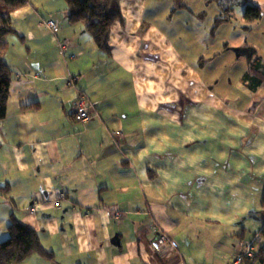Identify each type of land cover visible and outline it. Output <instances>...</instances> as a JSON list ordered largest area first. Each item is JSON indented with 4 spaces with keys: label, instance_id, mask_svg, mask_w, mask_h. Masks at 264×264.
Segmentation results:
<instances>
[{
    "label": "clouds",
    "instance_id": "obj_1",
    "mask_svg": "<svg viewBox=\"0 0 264 264\" xmlns=\"http://www.w3.org/2000/svg\"><path fill=\"white\" fill-rule=\"evenodd\" d=\"M89 2L97 12L110 7ZM206 4L116 0L125 25L117 32V20L105 38L65 0H0V77L10 97L0 119V264L12 253L19 264H151L143 242L137 255L136 237L157 230L164 238L150 248L163 259L181 246L186 264H222L224 252L239 250L252 257L256 249L236 236L257 227L250 210L264 194V93L239 76H256L257 58L264 64V0ZM250 8L260 19L246 18ZM117 66L127 75L114 76ZM125 85L135 93L132 116L120 100ZM254 100L260 107L249 112ZM127 180L125 210L117 196ZM17 224L38 249L15 247ZM117 226L127 250L110 257Z\"/></svg>",
    "mask_w": 264,
    "mask_h": 264
},
{
    "label": "crops",
    "instance_id": "obj_2",
    "mask_svg": "<svg viewBox=\"0 0 264 264\" xmlns=\"http://www.w3.org/2000/svg\"><path fill=\"white\" fill-rule=\"evenodd\" d=\"M207 4H211V0H207ZM206 4V7H207ZM260 19V18H259ZM117 21V20H116ZM115 21V22H116ZM119 23H120V28L117 29V32H119L125 25V21L123 18L118 19ZM115 22L112 24L111 27L115 26ZM142 28H144V25H141ZM147 31V29H145L144 33H141V35L145 34ZM59 39V37H58ZM65 40L68 39V37H64ZM23 42V41H22ZM31 50V46L26 45L25 46V51H30ZM102 50V49H101ZM103 51V50H102ZM109 55H111V53H109ZM138 57L140 59H143V56H140V54H137ZM70 58V57H69ZM71 59V58H70ZM34 68L39 69L40 68V64H35L33 65ZM86 67V66H85ZM78 71L81 73V75L83 74V69H78ZM245 73H243L242 75L239 76V81L240 83H242L245 87L248 88V90L253 93L254 95L258 94V93H264V81L257 86V88L255 90H251L248 86L247 83H243L241 78ZM113 75L116 76L117 78L123 76V75H127L126 73H122L119 69V67L117 66L116 70L113 72ZM181 75H186L185 72H182ZM82 83H86V81H82ZM211 87V86H210ZM231 90V81L229 83V86L226 88L221 89V91L225 94L229 93ZM10 98V97H9ZM9 100V99H8ZM120 100L123 103V105L127 108L130 109L129 111V116L135 115V107H136V99H135V93L131 90L130 87H128L127 85L124 86V91L121 93L120 96ZM247 100L243 101L242 103H240L238 106L239 107H244L245 104H247ZM113 103H115V101H113ZM257 107H260V102L254 100L252 102V108L248 109L249 112H251L252 110L256 109ZM110 110V108L108 106L105 107V109L101 110L102 112V119H110V117H106L103 115L104 112ZM7 114V112H6ZM257 116L259 119H264V110H262V112L257 113ZM6 118V116H5ZM4 118V119H5ZM75 125L81 129H83L84 124L83 122H77L73 119V117L71 118ZM91 123V121L89 122ZM118 124V121L116 120H112V125L116 126ZM96 134L99 135L100 130L96 129ZM17 143V147L22 146L23 141L17 139L16 140ZM39 171V169H38ZM121 186H122V192L117 196V199L121 202V206L126 210V204H124L125 201H127L130 198V195L132 194L133 191V187L134 185L132 184V182L130 180L127 181H123L121 182ZM262 199H263V194L261 195V199H260V205H261V209L260 210H256V214H252V210H250V215H249V219H251L256 225L257 227H255L254 229H249L247 228V226H243L241 228L240 233L237 234L236 238L239 239L242 242H248L249 240H251L255 235L259 234L261 232V230L264 227V209L262 207ZM35 203H30L29 207H34ZM63 206V201H61V206ZM71 207L76 208L79 207L78 204H76V202H72ZM68 212V208H65L64 212L60 214V219L61 221H63L65 219V213ZM89 213V209H81V214L82 216H88ZM150 214V213H149ZM52 213H47V212H42L40 213V218L43 220L46 217H51ZM148 217L145 216L143 217V219H147ZM123 219V217H122ZM127 220L131 221L133 226H135V219H133L132 217H128ZM49 223H51V221H48ZM74 225L73 224H69L68 228L73 229L74 230ZM179 227V226H178ZM65 227L63 225V223H61L60 225V231L63 232L65 231ZM41 231H44L43 229H41ZM159 233H161L159 230L155 231V232H145L143 234V239L141 240V237L137 236L136 237V247H137V255H139V245L141 242L144 243V247H145V251L148 252L149 257L151 259V264H186L187 261V256H185L183 254V246H181V248L176 249L170 256H168L167 259H163L161 258V256L159 254H154L153 250L150 248V244L153 238H155ZM92 235L96 236L97 233L95 232V230L92 231ZM135 235V234H134ZM120 237V243L116 242V238ZM171 238V237H170ZM110 240L112 241L114 248H115V252H110L109 255L110 257L113 255H119L122 254L123 252H125L126 249V245L128 243L127 237L125 235H121V230L119 229V227L117 226L116 230L114 233H110ZM102 246V244H101ZM233 248H235V244H233ZM199 251V250H197ZM242 250H239L235 253L232 252H224L223 255L228 257V259L223 260L222 264H228L230 262H232L237 255L241 252ZM191 254V251H189V255ZM94 256V254H92ZM73 264H82V261L79 257L74 258L73 260ZM88 264H91V262H88ZM133 264H137L136 261H133ZM139 264H143V261H139ZM198 264H204L203 261H199ZM242 264H261L259 261H245Z\"/></svg>",
    "mask_w": 264,
    "mask_h": 264
},
{
    "label": "trees",
    "instance_id": "obj_3",
    "mask_svg": "<svg viewBox=\"0 0 264 264\" xmlns=\"http://www.w3.org/2000/svg\"><path fill=\"white\" fill-rule=\"evenodd\" d=\"M22 3L23 0H20ZM70 11L79 19V22L89 24L91 22L89 31L94 35L99 34L107 38L108 32L112 24L121 19V13L119 8L116 6V0H105V4L102 5V8L108 7V10L97 12L95 4L89 2V0H65ZM246 18L250 20H258L259 14L255 9H249L246 13ZM4 23H7L4 21ZM100 44V41H97ZM102 50L103 45H100ZM251 60V56H249ZM253 72L256 73V76H249L248 73H245L241 80L243 83H247L251 90H255L258 85L264 81V64H262L257 58L256 62L251 65ZM7 79L0 77V119H4L7 112V102L9 95L7 92ZM262 207L264 209V194L262 199ZM17 231L19 235L16 238L15 247L20 249L21 247L25 250L38 249V243L34 239V234L30 233L28 229L21 224H17ZM261 238H264V227L259 233ZM7 253V248H4L0 255ZM51 259V257H49ZM253 261H259L261 264H264V242H260L258 246V252ZM3 264H19V258L15 253L4 255Z\"/></svg>",
    "mask_w": 264,
    "mask_h": 264
},
{
    "label": "built area",
    "instance_id": "obj_4",
    "mask_svg": "<svg viewBox=\"0 0 264 264\" xmlns=\"http://www.w3.org/2000/svg\"><path fill=\"white\" fill-rule=\"evenodd\" d=\"M71 58V56H70ZM73 119L77 122H83L82 120H76L75 117H73ZM61 206V201H58L57 202V207H60ZM163 235L162 233H159L155 238L152 239V241L154 240H159V239H163ZM169 239H171L169 237ZM151 241V242H152ZM261 242V236L260 234H257L255 235L251 240H249L246 244L247 246H249L250 248H253V249H256V251L253 252L252 254V257H249L246 253L243 252V250L237 255V257L230 263L228 264H242L243 262L245 261H252L254 260V258L256 257L257 255V252H258V246Z\"/></svg>",
    "mask_w": 264,
    "mask_h": 264
}]
</instances>
